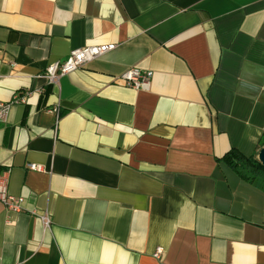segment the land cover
<instances>
[{
    "label": "crops",
    "instance_id": "crops-1",
    "mask_svg": "<svg viewBox=\"0 0 264 264\" xmlns=\"http://www.w3.org/2000/svg\"><path fill=\"white\" fill-rule=\"evenodd\" d=\"M16 93L0 264H264V189L222 160L264 146V0H0V100Z\"/></svg>",
    "mask_w": 264,
    "mask_h": 264
},
{
    "label": "built area",
    "instance_id": "built-area-1",
    "mask_svg": "<svg viewBox=\"0 0 264 264\" xmlns=\"http://www.w3.org/2000/svg\"><path fill=\"white\" fill-rule=\"evenodd\" d=\"M115 47L114 43L108 44H93L72 49L63 61H56L50 63L46 69L45 74L50 82H56L59 77L68 74L76 69L81 68L87 62L99 58ZM152 71L147 69H140L137 67H130L122 72L120 79L124 85L134 88L136 90H148L151 82ZM25 96L14 94L9 102L0 100V120H3L8 112L11 102L24 101ZM28 167L33 170H40V166L36 164H29ZM0 201L7 209L18 211L21 209V196H14L7 192L3 184L0 183ZM161 250L155 252L158 257Z\"/></svg>",
    "mask_w": 264,
    "mask_h": 264
},
{
    "label": "trees",
    "instance_id": "trees-1",
    "mask_svg": "<svg viewBox=\"0 0 264 264\" xmlns=\"http://www.w3.org/2000/svg\"><path fill=\"white\" fill-rule=\"evenodd\" d=\"M242 179L264 189V166L254 157L244 156L237 150H230L222 157Z\"/></svg>",
    "mask_w": 264,
    "mask_h": 264
},
{
    "label": "water",
    "instance_id": "water-1",
    "mask_svg": "<svg viewBox=\"0 0 264 264\" xmlns=\"http://www.w3.org/2000/svg\"><path fill=\"white\" fill-rule=\"evenodd\" d=\"M257 159L264 166V146L259 149Z\"/></svg>",
    "mask_w": 264,
    "mask_h": 264
}]
</instances>
